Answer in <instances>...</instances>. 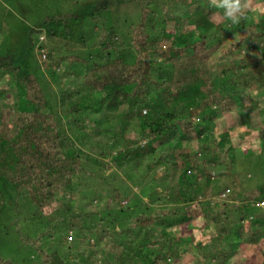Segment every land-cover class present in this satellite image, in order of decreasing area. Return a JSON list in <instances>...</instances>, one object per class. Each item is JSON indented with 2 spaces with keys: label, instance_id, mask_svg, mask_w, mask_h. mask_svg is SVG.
I'll use <instances>...</instances> for the list:
<instances>
[{
  "label": "trees",
  "instance_id": "obj_1",
  "mask_svg": "<svg viewBox=\"0 0 264 264\" xmlns=\"http://www.w3.org/2000/svg\"><path fill=\"white\" fill-rule=\"evenodd\" d=\"M113 2L115 26L85 10L46 17L42 65L33 39L27 54L0 59V215L6 197L19 219L30 214V264H180L195 250L201 264H226L243 249L251 264L264 171L230 133L257 129L264 144V95L252 98L264 87V11L250 15L264 0ZM100 173L103 184L79 182ZM118 215L129 221L119 230ZM200 220L216 232L203 247L176 236Z\"/></svg>",
  "mask_w": 264,
  "mask_h": 264
},
{
  "label": "rangeland",
  "instance_id": "obj_2",
  "mask_svg": "<svg viewBox=\"0 0 264 264\" xmlns=\"http://www.w3.org/2000/svg\"><path fill=\"white\" fill-rule=\"evenodd\" d=\"M96 7V10L94 8ZM131 8V7H130ZM245 8L249 9L248 6ZM250 15L253 20H257L261 13L264 11V3H259L256 6H250ZM171 7L168 9L170 11ZM79 10L84 11L85 19L88 17L95 22L98 20V15H100L103 19H108L110 25L115 26L118 19L121 20L120 13L116 10V3L113 0L108 2H104V0H74L72 4L70 0H0V59H4L5 62H9L11 57L14 59H18L22 57L24 54H27L26 47L30 49L31 40L34 41V47L32 48L30 54L35 56V61L42 65L45 60V55H47V50L43 48V44L49 46L50 38L46 34L42 37V43H40V34L46 28H41L44 23V19L46 17H52L64 13L74 12L77 13ZM93 15V16H92ZM135 20V18H134ZM89 29V26H88ZM125 29H123L124 31ZM46 37V38H45ZM45 39V40H44ZM235 40H231V42H236ZM55 44V45H54ZM50 44L49 48H56L55 51H52L53 55L59 53L61 47L56 41ZM58 47V48H57ZM76 50L78 53L86 54V48L83 49L78 45H74L71 50ZM63 50V48H62ZM34 61V63H35ZM4 79L1 83L6 82ZM262 93V94H261ZM264 95V87H258L253 90L252 98L255 101H258L260 97ZM124 113H126L124 111ZM224 121V120H222ZM224 123V122H223ZM253 126V125H252ZM254 127V126H253ZM101 132L105 129V125H100ZM255 128V127H254ZM245 131V127L240 128L239 131L234 130L230 133V140L233 139L234 144L239 145L237 148L244 150H250L255 159L253 169L257 167L261 168L264 171V157L260 156L262 151L264 150V144L261 142L258 136L257 129H253L251 132H241ZM99 132L98 134L100 135ZM244 138V140H242ZM105 142V139L104 141ZM250 159L246 160L244 164L247 163ZM256 164H261L262 166H258ZM156 169L153 170L152 173H155ZM106 174L100 173L96 175L84 174L79 178V182L82 183V186L85 185L83 182L87 183L85 187L90 185H100L103 184V178H105ZM128 180V178L124 175L121 176ZM219 184L222 186H227V180H220ZM221 186V187H222ZM156 190L158 189V193L166 192L167 186L158 187L156 184ZM4 190L0 187V190ZM134 190L143 198L148 194V190H142L140 187L134 186ZM7 204L4 212L0 215V258H8L14 260L18 264H30L32 252L27 248L28 244H23L21 236L25 231V226L31 227L33 225L31 216L28 214L26 218H29L31 222L26 221L19 217L14 212L11 199L6 197ZM81 198V194H80ZM146 199H148L146 197ZM104 201V200H103ZM129 202L127 198L123 199L121 204L122 207H126ZM12 203V204H11ZM119 216V215H118ZM24 217V216H23ZM132 216H127V219H130ZM169 221V219H168ZM128 220L119 216V220L115 223V229H121L122 226H126ZM160 227L159 224H154L151 228L154 230H158ZM165 227H169L168 224ZM214 227L208 221L203 223V220L197 222H191L190 226H185L180 229V231H175L176 236L178 237H195L196 241L193 243V246L196 245L198 247H203L205 243L208 242L209 237L213 234H216L212 229ZM32 229V228H27ZM35 229H33L34 231ZM213 231L212 235L209 233ZM34 233V232H33ZM32 233V234H33ZM25 233L23 236H25ZM66 235V234H64ZM70 237L73 235L68 234V236L64 237L62 242H70ZM66 243V244H67ZM69 245V244H67ZM251 250V256L248 260L251 264H264V237L259 239V242L253 246H246ZM205 248V247H204ZM247 249H243L240 252H236L231 259L228 260L226 264H246V256L245 251ZM197 255V251L187 254L185 259H183L180 264H201L198 258H195ZM74 256H70V260H74Z\"/></svg>",
  "mask_w": 264,
  "mask_h": 264
},
{
  "label": "clouds",
  "instance_id": "obj_3",
  "mask_svg": "<svg viewBox=\"0 0 264 264\" xmlns=\"http://www.w3.org/2000/svg\"><path fill=\"white\" fill-rule=\"evenodd\" d=\"M233 7H234L235 9L239 10L238 5H233ZM233 22H236V18H233ZM144 113H146V112H144Z\"/></svg>",
  "mask_w": 264,
  "mask_h": 264
}]
</instances>
